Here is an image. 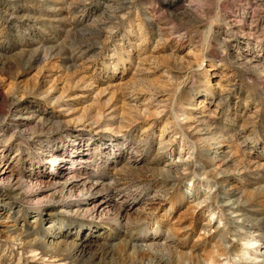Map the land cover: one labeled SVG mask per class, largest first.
<instances>
[{
    "label": "rangeland",
    "instance_id": "1",
    "mask_svg": "<svg viewBox=\"0 0 264 264\" xmlns=\"http://www.w3.org/2000/svg\"><path fill=\"white\" fill-rule=\"evenodd\" d=\"M246 2L261 19L264 0H0V165L19 177L0 264H264V79L230 28ZM70 159L71 191L49 176Z\"/></svg>",
    "mask_w": 264,
    "mask_h": 264
},
{
    "label": "bare ground",
    "instance_id": "2",
    "mask_svg": "<svg viewBox=\"0 0 264 264\" xmlns=\"http://www.w3.org/2000/svg\"><path fill=\"white\" fill-rule=\"evenodd\" d=\"M251 8H253V7H250V5L248 4V2H246L245 7L243 8V10L240 13L237 14L238 19L237 20H232V25H231L232 27H230V28L235 27V29H232V31H234L237 34V36L240 37L239 45H241V51L235 56V60L234 61H235V63L239 67L245 68V69L249 70V72L255 73L262 80V79H264V33L261 31V29H260V27H258V25H261V27L264 26V11L262 13V16L263 17L260 15L261 16V19L260 18H257V20H255L254 19V16H253V13L259 15V13H260L259 11L260 10L257 8L259 11H253L255 9L252 10ZM254 8H256V6ZM180 35H178L177 38L180 39L182 37ZM23 118H26V117L24 116ZM19 131L20 132H26L27 130L23 126H21L20 129H19ZM219 154L220 153L218 151L215 152L214 153V157L215 158H213V160L211 159L210 162H213L214 160H219L218 159L219 156H220ZM177 158H179V156ZM74 163H75L74 160L70 159V164L72 165V167H70L69 171H66V168L67 167H65L64 165L63 166H59V163H56V164L52 165L53 172H51L49 174V176L52 177V179H61V181H62V183H61L62 184V187L60 185L59 186L63 190L64 189H66V190L68 189L69 190L73 186L72 180L73 179L75 180L77 178V176H75L73 174L74 171H75V169H74L75 168ZM172 165H173L172 161L167 164L168 167L169 166L171 167ZM0 168H2V169H0V185L1 186H4V187L7 186V187H11L12 188V186H14L15 184H18L19 177L17 176V174L15 175V174L12 173V171L11 172L9 170L7 171V169L9 168L8 166L0 165ZM168 169L165 170L167 173H169V171H170V169L169 170ZM220 174L221 173L219 172L216 175L219 176ZM21 180H22V178H21ZM20 182H22V181H20ZM58 182H60V181L58 180L57 183ZM57 183H56V185H57ZM69 191H71V189ZM189 193H192V192L189 191ZM76 194H78V193H76ZM222 194L224 195L225 198H227L229 196V193H227V192L226 193H222ZM36 201H38V199ZM99 206H101V205H98V207ZM103 210H105V209H103ZM0 211H2L4 213V216L3 217L5 218V220H11L12 222H15L16 218H15V211H14V209L12 207H10L9 203L5 199H3V197L1 195H0ZM232 212L235 213V214L237 213L235 215V216H237L235 218L236 219L235 221L238 222L239 221V217H241V214H238V209H237L236 212H234V211H232ZM118 214H119V212L117 213V215ZM116 219L117 218H115L114 220H116ZM97 220H98V218H97ZM47 223H51V222H49V220H48ZM239 223H241V222H239ZM31 228L27 230V234H26L25 237H28L27 238L28 240L30 239V242H29L30 244L31 243L32 244L33 243H37L38 249H39V251H40L41 254H50L49 255V258H52V257H55L56 255H58L60 252H62V250H60V248H59V243H60L58 241L59 235H57V233H55L52 228L45 229V233H38V231H35V230H33V228L32 229ZM254 243L255 242H250L248 240L244 244H245V247L246 248H249ZM85 244H83L82 242H79L78 243L77 248L79 250V253H82V252L85 251V248H84ZM247 254H248V251L245 249V252L242 254V257L247 256ZM221 255L222 254H219L218 253V256H221ZM66 258L68 259V256ZM209 259L210 260L207 261L205 264H216V261L214 260L213 256H210L209 255ZM235 264H237V263H235Z\"/></svg>",
    "mask_w": 264,
    "mask_h": 264
}]
</instances>
